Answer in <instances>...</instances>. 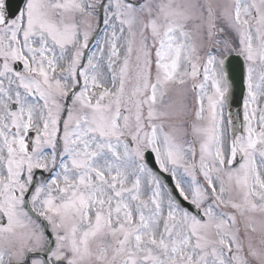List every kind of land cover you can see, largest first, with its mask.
I'll return each instance as SVG.
<instances>
[{
	"label": "snow or ice",
	"instance_id": "6c2138e0",
	"mask_svg": "<svg viewBox=\"0 0 264 264\" xmlns=\"http://www.w3.org/2000/svg\"><path fill=\"white\" fill-rule=\"evenodd\" d=\"M0 264H264V0H0Z\"/></svg>",
	"mask_w": 264,
	"mask_h": 264
}]
</instances>
